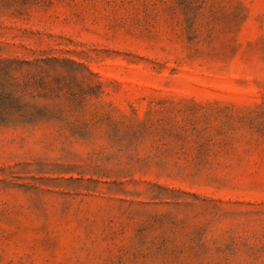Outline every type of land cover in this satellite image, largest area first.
Here are the masks:
<instances>
[{
	"label": "rangeland",
	"instance_id": "obj_1",
	"mask_svg": "<svg viewBox=\"0 0 264 264\" xmlns=\"http://www.w3.org/2000/svg\"><path fill=\"white\" fill-rule=\"evenodd\" d=\"M0 264H264V0H0Z\"/></svg>",
	"mask_w": 264,
	"mask_h": 264
}]
</instances>
